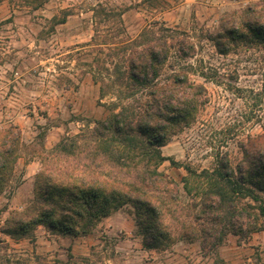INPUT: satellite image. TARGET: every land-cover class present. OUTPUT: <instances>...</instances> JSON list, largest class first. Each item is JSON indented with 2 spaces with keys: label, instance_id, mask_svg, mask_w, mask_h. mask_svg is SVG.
Returning <instances> with one entry per match:
<instances>
[{
  "label": "rangeland",
  "instance_id": "374dc122",
  "mask_svg": "<svg viewBox=\"0 0 264 264\" xmlns=\"http://www.w3.org/2000/svg\"><path fill=\"white\" fill-rule=\"evenodd\" d=\"M250 1H0V130L17 126L24 144L0 193V264H262L264 231L246 239L229 234L214 247L202 246L200 239H183L164 250L148 249L128 204L103 217L84 236L44 224L20 237L5 231L7 220L31 204L40 172L56 145L79 135H84L79 143H86L95 120L111 113L116 97L112 92L101 96L100 78L112 80L113 63L121 54L117 47L145 27L188 35L193 50L181 58L175 44L161 77L185 65L189 79L202 84L207 94L191 124L161 146L167 160L158 170L177 182L187 202L192 195L184 189V166L212 168L215 156L223 153L236 165L243 156L238 141L264 132V49L223 55L207 33L224 13L241 10ZM100 7L102 14H95ZM110 11L120 12L121 22L112 15L106 19ZM62 17L64 22L55 23Z\"/></svg>",
  "mask_w": 264,
  "mask_h": 264
},
{
  "label": "trees",
  "instance_id": "16d2710c",
  "mask_svg": "<svg viewBox=\"0 0 264 264\" xmlns=\"http://www.w3.org/2000/svg\"><path fill=\"white\" fill-rule=\"evenodd\" d=\"M111 15L121 22L120 12H106V19ZM207 38L223 55L264 49V0L224 13ZM175 44L181 58L193 50L187 34L174 36L167 27H145L134 40H123L112 80L100 78L101 96L112 92L116 97L111 113L95 120L86 143H79L84 139L79 135L56 145L31 204L7 220L10 236H23L39 224L84 236L126 204L134 209L137 233L148 249L164 250L183 239L214 247L229 234L246 239L264 231V132L238 141L243 156L234 166L227 153L216 155L212 168L184 166L190 201L184 202L177 182L158 170L167 160L161 146L189 126L207 101L205 87L189 79L185 65L161 77ZM22 148L17 126L0 130V193Z\"/></svg>",
  "mask_w": 264,
  "mask_h": 264
}]
</instances>
